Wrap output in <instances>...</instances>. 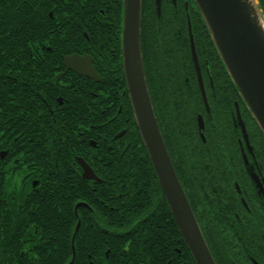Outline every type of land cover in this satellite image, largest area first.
<instances>
[{"label":"flooded vegetation","instance_id":"flooded-vegetation-1","mask_svg":"<svg viewBox=\"0 0 264 264\" xmlns=\"http://www.w3.org/2000/svg\"><path fill=\"white\" fill-rule=\"evenodd\" d=\"M259 2L264 12V0ZM77 3L0 0V11L22 12L28 23L31 14L42 20L57 12L63 43L67 32L62 25ZM140 50L159 130L215 263L264 264V135L228 76L194 1L141 0ZM71 55L90 56L98 81L67 68L64 58ZM0 59V264H110V248L93 242L90 234L95 229L110 234L108 215L120 208L108 197L104 219L92 200L79 199L77 184L64 181L63 150L47 149L56 139L44 128L65 123L53 117L56 105L74 100L70 108H78L79 92L86 94L84 103L93 115V87L79 86L78 78L99 82L97 62L89 53L71 52L61 56L62 71L50 73L44 53ZM113 69L118 72L117 62ZM123 81L124 106V74ZM18 111L27 116L19 117ZM126 121L125 110V127ZM125 127L113 139L124 136ZM79 160L95 173L85 157H75L87 189L100 182L96 175L99 181L82 176ZM144 193L150 202L141 200L140 212L148 218L151 204L165 198L158 183ZM81 221L87 222L86 231H80ZM68 237L70 255L65 256Z\"/></svg>","mask_w":264,"mask_h":264},{"label":"trees","instance_id":"trees-1","mask_svg":"<svg viewBox=\"0 0 264 264\" xmlns=\"http://www.w3.org/2000/svg\"><path fill=\"white\" fill-rule=\"evenodd\" d=\"M26 16L22 12L10 14L0 11V55L44 53L50 73L62 71L61 56L71 52L89 53L97 62L95 68L101 76L99 82L77 77L79 86L93 87V115L89 117L88 104L84 103L86 94L79 92L78 108H70L75 107L74 100L56 105L53 117L65 123L44 127L56 139L48 142L47 149L63 150L64 181L77 184L79 199L92 200L100 207L103 218L108 197L113 206L120 208L115 214L108 215L111 233L104 235L95 229L90 234L93 242H101L110 248V264H194L162 196L151 204L153 210L150 217L142 218L145 213L141 215L140 212V201L144 204L150 202L144 191L150 190L152 185L157 187V180L134 126L128 98L123 106L120 52L122 0H78L74 13L67 18V24L62 25L67 32L63 43L59 41L61 24L57 12L45 14L42 20L31 14L29 23ZM116 62L118 72L113 69ZM125 110L127 127L123 125ZM18 112L22 113L19 117L27 116L23 111ZM79 118H82V123ZM69 121H78V124ZM123 127L126 134L113 139ZM89 140L95 141V146H91ZM76 156L85 157L100 182L87 189V183L77 171ZM80 226V231L88 228L85 221H81ZM78 238L76 235V249L81 246ZM64 255H70L69 237Z\"/></svg>","mask_w":264,"mask_h":264},{"label":"water","instance_id":"water-1","mask_svg":"<svg viewBox=\"0 0 264 264\" xmlns=\"http://www.w3.org/2000/svg\"><path fill=\"white\" fill-rule=\"evenodd\" d=\"M219 58L264 135V13L258 0H193ZM141 0H122L121 55L129 103L157 183L194 264H216L164 144L147 89L140 50ZM88 55L64 58L67 68L98 81ZM119 136V135H118ZM85 179H95L79 160Z\"/></svg>","mask_w":264,"mask_h":264}]
</instances>
